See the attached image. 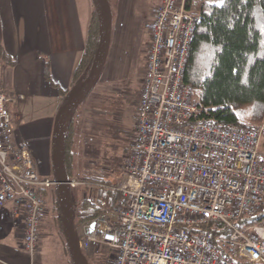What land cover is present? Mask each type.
Masks as SVG:
<instances>
[{"label":"built area","instance_id":"built-area-1","mask_svg":"<svg viewBox=\"0 0 264 264\" xmlns=\"http://www.w3.org/2000/svg\"><path fill=\"white\" fill-rule=\"evenodd\" d=\"M202 0H157L145 22L148 45L117 192L116 222L77 238L108 247L112 264H264V119L254 128L200 119L183 74ZM0 82V208L23 222L21 247L34 256L46 213L30 145L14 137ZM77 182L71 180L73 188ZM217 226L216 235L202 228Z\"/></svg>","mask_w":264,"mask_h":264},{"label":"crops","instance_id":"crops-1","mask_svg":"<svg viewBox=\"0 0 264 264\" xmlns=\"http://www.w3.org/2000/svg\"><path fill=\"white\" fill-rule=\"evenodd\" d=\"M202 1L215 3V0ZM156 2L110 0L112 26L108 57L112 61L122 64L129 62L142 32L141 25ZM92 9L91 0H0V46L14 62V66L10 67L0 58V82L15 99L10 102L14 109L9 113L14 137L30 145L36 169L42 177L53 179L51 153L54 119L63 97L58 89L70 93L76 87L73 85V72L84 51ZM87 120L85 113L77 115L74 121L75 142L79 133L91 134ZM121 173L122 166L114 183H78L85 192V198L83 193L80 194L76 208L80 201L88 200L101 209L100 222L104 221L101 218L103 214L114 216V219L104 221V226L115 223V212L123 202L117 192ZM48 191L52 207L59 205L55 188L43 190V197ZM46 209L41 219L36 255L30 257L20 244L23 222L13 221L9 208H0V264H46L47 257L41 246L44 231L41 228L50 212L47 204ZM100 222L87 225L88 222L79 229L83 233L94 229L100 231ZM61 254L66 258L65 245L61 248ZM63 261L69 264L67 258Z\"/></svg>","mask_w":264,"mask_h":264},{"label":"trees","instance_id":"trees-1","mask_svg":"<svg viewBox=\"0 0 264 264\" xmlns=\"http://www.w3.org/2000/svg\"><path fill=\"white\" fill-rule=\"evenodd\" d=\"M98 42V19L93 8L84 51L73 72L74 86L87 76ZM0 58L6 65L14 66V62L1 46ZM45 77L49 80L46 72ZM183 81L193 90L202 121L234 124L245 128L256 127L264 119V0L203 2ZM58 91L63 94L62 106L69 93L59 89ZM77 106L69 113L65 125L64 164L68 181L75 179L80 183L93 180L76 179L73 173L76 135L74 121L77 117L74 112ZM72 205L75 213L72 223L74 231L77 227L97 219L102 213L95 203L88 200L80 201L77 208L73 201ZM61 221V233L64 236L63 219ZM241 222L249 225L264 223V209ZM202 228L211 230L216 235L217 226L213 223ZM64 245L68 262L72 264L66 240Z\"/></svg>","mask_w":264,"mask_h":264},{"label":"rangeland","instance_id":"rangeland-1","mask_svg":"<svg viewBox=\"0 0 264 264\" xmlns=\"http://www.w3.org/2000/svg\"><path fill=\"white\" fill-rule=\"evenodd\" d=\"M208 1L212 2V0ZM214 2L220 3L221 0ZM148 18L141 25L142 32L135 53L129 62L115 63L107 57L98 82L74 112L75 116L85 113L88 126L92 130L91 134L79 133L76 138L73 163V173L76 179H89L100 184L107 181L114 183L118 178L120 166L123 165L127 154V146L133 136L132 116L136 109L141 78L144 73L145 52L148 45V36L144 25ZM13 109L14 105L8 102V113ZM75 182L79 183L77 180ZM82 189L80 184H76L73 188L70 187L74 203L78 202L82 193L85 198V192ZM44 198L50 212L42 223L41 231H44V238L41 241L42 252L45 258L47 257L46 264H65L63 260H66L67 256L65 258L61 254V248H64L65 243L61 233L63 216L60 207L62 205L52 207L49 191ZM101 218L106 221L114 219V216L108 213L107 215L103 214ZM104 221L100 222V218H97L87 225H96L97 222H100L98 230L101 231ZM75 234L77 238L85 241L81 228L77 227ZM82 252L89 264H112V253L103 244L87 243Z\"/></svg>","mask_w":264,"mask_h":264},{"label":"water","instance_id":"water-1","mask_svg":"<svg viewBox=\"0 0 264 264\" xmlns=\"http://www.w3.org/2000/svg\"><path fill=\"white\" fill-rule=\"evenodd\" d=\"M91 3L98 19L99 42L87 76L70 91L66 102L57 112L52 136L51 161L53 179L56 183L55 189L59 202L62 205L64 236L72 264L89 263L78 245L77 236L72 228L75 213L64 164V130L69 113L85 99L98 82L108 57L111 41L112 11L109 1L91 0Z\"/></svg>","mask_w":264,"mask_h":264}]
</instances>
